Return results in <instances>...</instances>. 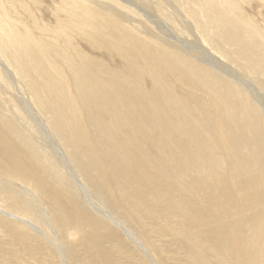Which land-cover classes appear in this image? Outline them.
<instances>
[{
    "label": "rangeland",
    "instance_id": "1",
    "mask_svg": "<svg viewBox=\"0 0 264 264\" xmlns=\"http://www.w3.org/2000/svg\"><path fill=\"white\" fill-rule=\"evenodd\" d=\"M152 1L158 8L156 9L152 4H150L149 7L156 11H162L160 7H165L162 0ZM171 2L178 5L184 3V9L178 7V10L182 12L181 15L177 17L174 12H171V16L176 18L175 21L185 25V22L180 20L182 16L188 22L193 24L194 29L204 26L200 17L201 9L199 8L197 14L190 12L188 9L189 3L196 6L193 1L171 0ZM249 6L256 8V3L252 4V6L245 5V9L238 8L237 10L235 5H233V7H230L228 15H216V18L213 19L219 24L226 23L227 28L229 29V35L237 38V43L235 45L236 53L244 55L249 54L252 56L254 60L253 63L255 64L252 65V69L258 67L264 69V31L257 30L255 33H253L254 31L246 33L245 27L241 22L243 12L248 11L250 8ZM107 12L108 11L106 10L105 13ZM157 14V18H163L159 15L160 13ZM117 18L119 21L121 20V18ZM134 18L137 23L132 25L134 29L131 28V30L135 35L148 43L152 42L161 47L164 46L165 49H167L168 52L178 60H185L186 65L183 64L181 60L180 62L182 65L189 66L188 71L191 72V76H186V78L183 76L181 80H178L177 77L173 76L171 79L172 81H169L166 78L169 87H172V91L169 90L171 92L163 90L159 78L153 76L154 81H152L150 76L144 75L142 77L140 76L139 80L134 83V89L137 95H140V98L145 96L143 99L148 100L151 107L155 104L156 109L159 108L160 110L163 109L166 111H163L162 116L158 113L159 120L157 117L154 118L157 122L153 129L150 126V128H147V134L144 136V141H135L133 144L127 143L125 140L123 142V137L125 136L123 135L124 123L120 117L117 118L116 123L114 122V119L110 120V128L115 131L117 129L116 127H118L120 132L117 134L114 133V137H108L107 135L105 137L103 131L93 126L89 117L94 118L96 112L101 113V106L106 108V106L102 104V99H104V97L99 98L96 92L97 89H92L88 96L93 103H97V106H94L92 102L87 99L84 89H79V80L77 76H70V72L67 68L65 69L66 76H54L51 74L45 76L46 80H51V82L58 88L57 96L59 100L56 101H63L62 107L64 108V111L63 108H61L60 111L58 110V115L60 117L58 127H56V125L49 123V115L45 111H40L41 106L39 107L37 97L33 96L34 93L38 95L39 99L47 96V92L41 86V83H43L42 76H28L31 77L35 87V91L32 93L30 80H28L27 84L25 83L26 78L22 79L23 76H16L15 73L14 78L10 79L8 78L9 76L3 74V68L0 66V96H5L4 98L0 97V122L2 126L6 127L11 133L9 134L7 131L9 140H14V143H17L15 147L19 146V148L22 149L20 151L17 147L18 153H16V155L18 154L17 157H19L20 162H22L20 168L24 167V170L22 169V171L17 172L18 177H20L22 181H18V178L11 180L6 176L3 177L0 175V210L19 217L21 221L11 219L10 224L20 227L23 233L22 237L20 234L18 235V233H15L14 230L9 231L8 234H6L5 226L9 224V220L7 219L3 225H0V237L2 238L0 240V249L2 250L0 251L5 250L3 253L8 254L5 255L6 258L0 257V264H231L230 260L227 258L228 252L225 250H215L212 248V244L208 242L199 247L198 243H190V239L181 233L178 209L180 206H184V203L189 204V202H183L180 199L182 195H185V197L188 195H186V191L182 189L183 186L178 175L190 180V175L194 174V176L199 177L203 174L206 178H209V181L214 182L211 173H215L216 178L224 173H229L227 179H231L230 173H238V165L242 166L240 171L241 169L243 171H245V169L253 171L252 160L256 159L257 161L255 162H257V164L259 163V166L261 164V173L264 178V114L261 111L262 109H260L253 100H250L249 93L243 88L236 86L237 84H233L234 82L227 77H224L219 73H214L215 76H213L212 81L215 84L211 83L210 80H208L207 83L204 76L198 78L197 73H203L204 69H210L206 65H204L205 67L196 66L198 63L194 60L195 58L193 55L201 56L199 54L200 52H188L185 48L181 47L178 42L159 34L153 25L146 24L145 26L144 23H142L143 17L141 18L137 13ZM140 18L141 20L139 21ZM230 18H235L236 20L231 21ZM213 19L208 17L207 20L211 21ZM124 26L127 27L129 24H124ZM209 27H212V25L209 24ZM222 43L223 45L226 44L225 41ZM198 50L205 52L203 51L204 49ZM212 52L215 51L212 50ZM170 60L174 62V59L170 58ZM35 61L36 59L34 58V62ZM241 61L245 62L243 58H241ZM257 61H260L261 63L259 62L258 64ZM226 62L228 63V61ZM6 64L12 69L8 62ZM228 65L234 68L233 65L229 63ZM193 69L198 72L196 73ZM237 71L241 75L240 78L242 77L255 86L259 95L261 94L264 104V84L261 83V80L264 81V76L256 74L255 76H252V78L251 75L254 70H250V75L247 70H243L240 67H237ZM72 78H74V81ZM186 79L188 82L195 85L188 83ZM12 81L15 82V84L12 83ZM63 82L67 83V85L61 86ZM151 82L153 83L151 84ZM11 83L15 86H10ZM181 84L186 85L182 86ZM66 87L69 88L65 89ZM16 88L19 92L16 91ZM194 88L195 90H199L194 91ZM70 90L77 98L76 102L79 103L81 108H84L85 113L82 112L83 116H74L70 110L65 111L67 106L66 98L70 95ZM159 90L162 91L160 94ZM224 91L227 93H224ZM82 92L85 95H82ZM216 92L219 95H217ZM17 93H19V97L17 96ZM173 95L179 98V103L183 108L176 105L175 103L177 101L174 99L172 102H169V97ZM5 98L10 100L7 101ZM156 98L158 102L156 101ZM1 99L5 100L2 101ZM51 100L54 104V100L52 98ZM25 101L32 108L31 110L33 114L35 113L37 117L39 116L40 120L43 119V125L46 130L49 131H47V134L52 135L50 137L54 140L52 138L49 139L43 128L41 129L39 127L38 129L34 120L32 123V114L28 113V109L24 104ZM231 101L236 109L235 112H230L228 107L226 109V105ZM187 103L189 107L187 106ZM189 103L193 104L190 105ZM208 104L212 109L207 106ZM45 109L46 108L42 110ZM213 109L218 112V118L216 117L214 119L212 112L209 111ZM184 113L187 114V118L184 116ZM195 114L206 124L208 123V131H210L211 137L207 131L204 132L207 138L203 137L198 131L199 126H197V119L191 121L192 115L196 116ZM16 116L19 118L16 119ZM28 116L30 118H28ZM171 116L173 117L172 120H170ZM139 117H141V115L137 113L138 124L141 123ZM176 118L178 120L180 119L179 122ZM82 120L84 121L82 122ZM189 123L191 125H189ZM72 125L73 131L71 128ZM77 126L79 127V130ZM175 127H177V130ZM209 127L211 128L209 129ZM228 127L231 128L229 129ZM227 128L230 130L231 134H229ZM98 134H100L101 137ZM137 135H140V133ZM158 135V141L161 139L166 145V147L160 146L161 152L165 154L163 150H170L169 158L173 164L178 165L177 168L180 169V172H178L179 174L173 169L172 175L170 174L168 165L166 164L165 159L162 158V153L159 150H156L155 143L153 142L154 136ZM182 137L185 139L181 141L180 138ZM113 138L122 143L125 148H130L131 146L130 151H133L132 154H130L131 158L129 155H126V158H123L122 156L120 157V146L113 141ZM164 138H166V141ZM109 144L113 145L109 146ZM125 144H127V146ZM145 144L149 147L147 148ZM219 145H221V147ZM69 146L71 147L70 149ZM176 146H178V148ZM148 149H150V151ZM242 150L244 152H242ZM185 151L188 152L186 153ZM70 152H72V154ZM80 154H82V157ZM107 154L108 156H104ZM21 155L22 158H20ZM0 156H2V154ZM32 156L36 157L34 158ZM219 156L221 157L218 158ZM106 157L108 159H113V167L118 170L123 168L124 165L129 167L131 164L133 165L135 163L136 171L134 173L133 171L131 172L129 182H124L120 175L110 168ZM182 157L184 160H181ZM26 159L29 160L27 161L28 166ZM218 160L220 162H218ZM35 168H37L36 171H34ZM7 170L10 171L11 167H8ZM124 171L123 173L125 176L127 173L125 174ZM93 172H96V175ZM195 172H198V175H196ZM113 173L115 174L113 175ZM144 173L148 178H153L154 184L151 180L144 179ZM71 174H73L75 178ZM108 175L109 178L105 181V178L108 177ZM137 176L147 181L148 185L145 184V186H149L147 195L145 191L139 189L140 185L136 178ZM8 181L21 184V187L30 189V194L23 191L21 188H18L17 185L14 186L13 184L8 183ZM172 181H176L178 188L174 192H170L171 195L166 190L161 197L153 193V186L155 188L157 186L171 187L170 182ZM31 182H33V184ZM191 186L194 191H198V189L200 190V187L193 183H191ZM134 188L139 191L143 199L139 200L137 198L138 195L133 194ZM113 192L115 194H113ZM111 194H113L114 197H112ZM129 200L134 201L132 202V205L136 204V206H134L135 209H132V207L129 206ZM142 203H152L154 207L151 210L142 211L139 209L140 206H143ZM85 215L88 216V218L82 220L85 218ZM90 215H92L96 221L101 223L102 226L100 227L99 225L96 234L92 229ZM60 217L64 219L65 227L60 226ZM22 220L27 224L32 225L33 228H36L39 234L34 232V230L32 231ZM80 220L82 224L80 223ZM248 229L249 228L246 227L245 231L247 232ZM250 230H252V232L248 231L246 233L247 236L251 235L253 231H257L258 227L252 226ZM11 233L14 234H12V237L10 236ZM105 236L106 240L103 239ZM6 241H9V243L7 244ZM207 243L211 245H208ZM0 255L3 254L0 253ZM263 262L264 261L257 259L254 264H263Z\"/></svg>",
    "mask_w": 264,
    "mask_h": 264
},
{
    "label": "bare ground",
    "instance_id": "2",
    "mask_svg": "<svg viewBox=\"0 0 264 264\" xmlns=\"http://www.w3.org/2000/svg\"><path fill=\"white\" fill-rule=\"evenodd\" d=\"M162 1L164 2L165 7H160L162 11H156L149 7V5L152 4L156 7V9L158 8L153 3L152 0H0V66L3 68L2 72H4L3 74L9 76L8 78L10 79H13L15 74L16 76L17 75L23 76L22 79L26 78L25 83L27 84H28V80H30L32 90L29 87L27 88L30 89L32 93L33 91H35V87L33 81L31 80V77L28 76H42L43 83H41L42 84L41 86L47 92L46 93L47 96H44L41 99H39L38 95L35 93L33 94V96L37 97V101L39 102V107L41 106L42 109L46 108L45 110H42L40 108V111L43 112L45 111L49 115V123L52 125H56V127H58L59 124L58 121L60 117L58 115V110L60 111L61 108H63L62 107L63 101L61 102L56 101L59 100L57 96L58 88L55 84L51 82V80H49L48 78L47 79L49 81L46 80L45 76H49L50 74L54 76H66L65 69L67 68L70 72V76H77L79 80V89L81 88L84 89L88 100H90L88 95L92 89H97L96 92L99 98L104 97V99H102V104H104L106 108L102 107L101 104L100 106L102 112L101 113L96 112V116L94 118L89 117L93 126L103 131L105 137L106 135L108 137H114L115 134L119 132V129L118 127H116L117 129L113 131V129L110 128V120L114 119V122L116 123L117 118L120 117L124 123L123 135L127 137V138L125 136L123 137V142L125 140L127 143L133 144L135 141L137 142L144 141L145 140L144 136H146L147 134L146 132L147 128L152 127L153 129L155 123L157 122V120H155L154 118L157 117V119L159 120L158 113H160L162 116L163 111L165 110L163 109L160 110L159 108L156 109L155 104L153 107H151L148 100L143 99L145 96H142L143 98H140V95H137L134 89L133 86L134 83L137 80H139L140 76L141 77L144 75L150 76L152 81H154L153 77H157L160 80V84L162 85L163 90L167 92H171L172 87H169V84L166 81L167 80L170 81L172 79V76L177 77L178 80H181L183 76H185V78L186 76L189 75L191 76V72L188 71L189 66H185L186 65L185 60L179 58L182 61V63L185 64L182 65L180 60H178L175 56L169 53L164 46L161 47L160 45H156L152 42L148 43L144 41L142 38H139L137 35H135L134 32H132L131 30V28H133L132 25L137 23L134 18V16L137 13L138 15L141 16V18L143 17L142 23H144L145 26L146 24L153 25L155 27V30L159 34H162L168 39H172L173 41L178 42L181 45V47L185 48L188 52L190 51L200 52L199 54L201 56L193 55L195 58L194 60L196 61V63H198L196 64V66L199 67L206 65L210 69H204L203 73H197L198 71L197 70L195 71V69H193L197 73L198 78H202V76H204V79L207 83L208 80H210L211 83H214L212 81L213 76H215L214 73H219L222 76L227 77L228 79L234 82L233 84H237L236 86L243 88L247 93H249L250 100H253V102H255V104L258 105L260 109H262L261 111L264 114V104L262 101L261 94L259 95L258 90L255 88L254 85H252V83L248 82L242 77L240 78L241 75L237 71V67H240L243 70H247L250 75H251L250 70H254L251 77L255 76L256 74H259V76H264V69L259 67L256 69H252V65H255L253 63L254 60L252 56L249 54L244 55V54L236 53L235 45L237 43V38L229 35V31H228L229 29L227 28L226 23L219 24L216 22L215 19H213L216 18V15H228L229 9L230 7H233V5H235V8L237 10L238 8L245 9V5L252 6V4L256 3V8H252L249 6L250 7L249 10L243 12V17L241 18V22L245 27L246 33H251L252 31H254L253 33H255L257 32V30L264 31V0H227V1L226 0H189L190 2L193 1L194 4L196 5L193 6L190 3L188 4V9L190 12L197 14L199 12V8L201 9L200 17L202 19L201 22L203 23L204 26L198 29H194L193 24L191 22H188L182 16L180 20L185 22V25L175 21L176 18L171 16V12H174L177 17L181 15L182 12L178 10V7L184 9V3L178 5L171 2V0H162ZM94 4L97 6H95ZM106 10L108 11L107 13H105ZM157 13H160L159 15L162 16L163 18L161 19L157 18L156 16L158 15ZM117 17L121 18L120 20L121 22L118 20ZM208 17H211L213 20L208 21L207 20ZM141 18L139 19V21L141 20ZM230 20L234 21L236 19L230 18ZM249 22H252L253 24ZM127 23L129 24V26L125 27L124 24L127 25ZM209 24L212 25V27H209ZM223 41L226 42L225 45H223L222 43ZM198 49H204L203 51L205 52H201ZM212 50H214L215 52H212ZM34 58L36 59L35 62H34ZM170 58L174 59V62L170 60ZM241 58H243L245 62L241 61ZM226 61H228L229 64L233 65L234 68L229 66ZM7 62L14 70L10 69V67L6 64ZM72 79L74 81V78ZM186 81L188 82L187 79ZM12 83L15 84V82L13 81ZM12 83L10 84V86L11 85L12 87L15 86ZM152 83L153 82H151V84ZM261 83L264 84V81L261 80ZM64 85H67V83L63 82L61 84V86ZM181 85L185 86L186 84H181ZM68 88L69 87H66L65 89ZM196 90L194 88V91ZM16 91H18L17 88ZM160 92L162 91L159 90V94ZM224 93L227 92L224 91ZM82 95L85 94H83L82 92ZM17 96L18 97L20 96L19 93H17ZM51 98L54 100V104L52 103ZM173 99L177 101L175 103L176 105L182 107V105L179 103V98L177 96L174 95L170 96L168 100L169 102H172ZM76 101L77 98L70 90V95L66 98L67 106L65 108V111L70 110V112L74 116H78V115L83 116L82 112L85 113V110L83 107L81 108L79 103H77ZM24 104L28 109V113L32 114V118H33L32 123L34 120L38 129L39 127L41 129L43 128L46 131V135L49 137V139H51L52 137L50 136L52 135L47 134L48 130H46L45 126L43 125L44 124V121H42L43 119L40 120L39 116L38 118L35 113L33 114L31 110L32 108L27 104L26 101L24 102ZM92 104L94 106H97V103L92 102ZM207 106L211 108L209 104ZM227 107L230 110V112L232 111L235 112L236 110L232 101L226 105V109ZM209 111L212 112L214 119L216 117L218 118L219 114L216 110L213 109ZM137 113L141 115V117H139L141 120L140 124L137 123V119H138ZM186 115L187 114L184 113V116L187 118ZM18 118L16 116V119ZM28 118L30 117L28 116ZM191 118H192L191 121L193 120L195 121L196 119L198 120V125H197L199 126L198 131L202 134L203 137L207 138V136L204 133L206 131L211 137L210 131H208V126H207L208 123L206 124L202 119L198 118L197 115L196 116L192 115ZM172 119L173 117L171 116L170 120ZM83 121L84 120H82V122ZM189 125L191 124L189 123ZM71 128L73 131V125ZM210 128L211 127H209V129ZM228 128L227 131L229 132V134H231ZM175 129L177 130V127H175ZM7 131L9 132V130L6 127L2 126L0 122V155L2 154L3 156V157L0 156L2 158V159L0 158L1 159L0 175H2L3 177L6 176L11 180L18 178V181H22L21 178L18 177L17 175L18 171H22V169L24 170V167L20 168V164H22V162H20L19 157H17L18 154L16 155V153H18L17 151L19 146H17L18 148L15 147L17 143H14L15 142L14 140H9V135ZM139 133L140 135H137ZM9 134L11 133L9 132ZM98 135L100 136V134ZM158 137L159 135L154 136L153 143H155L156 150H159L161 152L160 146L166 147V145L163 143V141H161V139L160 141H158ZM184 139L185 138L183 137L180 138L181 141ZM164 140L166 141V138H164ZM113 141L120 146L119 148L121 153L120 157L122 156L123 158H126V155L130 156V154H132L133 151H130L131 146L130 148L127 147L125 148L124 145L119 141H117L116 139L113 138ZM112 145L109 144V146ZM125 145L127 146V144ZM219 146L221 147V145ZM176 147L178 148V146ZM70 148L71 147L69 146V149ZM150 149L148 150L150 151ZM19 150L21 151L22 149L19 148ZM169 151L166 149L163 150L165 154L161 152L162 158L165 159L171 175H172V169L175 172H177V174H179L178 172H180V169L177 168L178 165L173 164L172 161L170 160ZM242 152L244 151L242 150ZM70 153L72 154V152ZM81 155L82 154H80V156ZM104 156H108V154ZM220 157L221 156H219L218 158ZM20 158H22V155ZM182 159L183 157L181 158V160ZM106 160L108 161L110 168H112L114 172L116 171V173L120 175V177L124 180V182L125 181L129 182L131 172L133 171L134 173L136 171L135 163L133 165L131 164L129 167H126V165H124V167L122 166L123 168L118 170L117 168L113 167V159H108L106 157ZM27 161L29 160L26 159V163L28 166ZM255 161L257 160L256 159L252 160L253 167L252 166L251 167L253 168V171L247 169H245V171L241 169L240 171V168L242 166L238 165L237 167L238 173L235 174L230 173L231 179H227L229 173H224L223 175H219L217 176V178L215 176V173H211V177L213 178L214 182L209 181V178H206L203 174H201L199 177L194 176V174L190 175L189 176L190 180L185 179L183 176L178 175V177H180L181 179L180 181L183 186L182 189L185 190L186 195H188L187 197H185V195H182L181 197L183 198L180 197V199L183 202H189V204L184 203V206H180V208L178 209L181 233L190 239L189 241L190 243H196V244L198 243L199 247L203 246L206 242H208L212 244V248L215 250H225L226 252H228L227 258L230 260L231 264H254L255 260L257 259L264 261V178H263V174L261 173V164L259 166V163L257 164V162ZM218 162L220 161L218 160ZM8 167H11L10 171L7 170ZM36 169L37 168H35L34 171H36ZM122 169H124L125 171ZM123 171L125 172V174L127 173V175L124 176ZM197 173L198 172H195L196 175H198ZM114 174L115 173H113V175ZM71 175L74 177L73 174ZM143 177L146 180L148 179L151 180L152 183L154 184L153 178H148L145 173L143 174ZM107 178H109V175L108 177L105 178L106 179L105 181L108 180ZM136 178L140 185L139 189L145 191L147 195V192L149 190V186H145V184L148 185L147 181L144 180L143 178H139L138 176ZM8 183L13 184L14 186L17 185L18 188H21L23 191H26L29 194L31 192L30 189L21 187L22 186L21 184L15 182L12 183L9 181ZM31 183L33 184V182ZM191 183L195 184L196 186H199L200 190L198 189V191H194L191 186ZM170 186L171 187L157 186L156 188L153 186L152 190L154 194L161 197V195L164 193L165 190L170 194V192H174L178 188L176 185V181L170 182ZM133 192H134L133 194L138 195L137 198L139 200L143 199L137 189L134 188ZM113 194L115 193L113 192ZM113 194H111L112 197H114ZM189 196H192L193 198ZM132 202L134 201L129 200L128 204L129 206L132 207V209H135L134 206H136V204L132 205ZM142 205L143 206H140L139 208L142 211H148L154 207L152 203H142ZM90 217L92 222V229L96 234V230H98L99 225L100 227H102L101 223L96 221V219H94L92 215H90ZM86 218H88V216L85 215V218L82 220H86ZM6 219L9 220L8 221L9 224L6 223L8 225L5 226V233L8 234L9 231L14 230L15 233H18V235L20 234V236L22 237L23 233L21 231V228L14 224H10L11 219L15 221H21L20 218L0 210V225L1 224L3 225L6 222ZM60 219H61V221H59L60 226L65 227L64 219H62V217H60ZM22 221L24 222V224L29 226V228L32 231L34 230V232L39 234L36 228H33L32 225L27 224L24 220ZM80 223L82 224L81 220ZM252 226H257L258 230L253 231L251 235L247 236L246 233L248 231L252 232V230H250ZM246 227L249 228L247 232L245 231ZM12 234L13 233H11L10 235L11 237L14 235ZM1 239L2 238L0 237V240ZM103 239L106 240V236ZM8 243L9 241L7 242V244ZM4 251L5 250L0 251V253L3 254L0 255V257H5V255H8L7 253H3Z\"/></svg>",
    "mask_w": 264,
    "mask_h": 264
}]
</instances>
